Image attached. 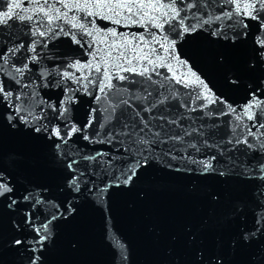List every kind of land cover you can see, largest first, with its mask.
Instances as JSON below:
<instances>
[{"label": "water", "instance_id": "1", "mask_svg": "<svg viewBox=\"0 0 264 264\" xmlns=\"http://www.w3.org/2000/svg\"><path fill=\"white\" fill-rule=\"evenodd\" d=\"M9 2L10 0H0V9L6 11ZM17 2L22 4V9L29 10L27 14L34 13L35 6L31 0ZM188 2L189 0H183L181 3V0H177V6L185 8L181 16L187 14ZM208 3L214 14L219 13L221 8L232 7L231 4L218 7L217 0H208ZM59 6L66 11L62 4ZM191 11H199L207 18L209 10L200 6ZM71 15L73 13L69 12V16ZM75 15L77 22L84 23L93 31L94 36L97 29L101 33L112 29L121 33L145 32L141 25H116L107 19L90 17L83 10L75 11ZM193 22L191 18L186 21H179L177 18L176 21L165 24L156 37L162 40L167 36L169 42H174L175 55L186 67L177 60H171L172 71L166 66L155 69V72L160 73L152 75L155 83L132 73H121L128 77L126 80L117 78L112 81L114 87L109 95L113 99L121 95L128 96L129 93L124 92V89L140 95L147 87L153 92L150 99L175 90V98L170 99L166 106L161 105L151 115L147 112L143 115L149 120L157 114L179 119V126L159 119L151 120V123L158 130L164 124L161 131L165 137H183L180 142L169 140L168 143L157 145L149 156L148 165L139 169L133 182L125 186L121 181L119 187L116 186V178L131 164L135 155L126 152L125 145L121 143L100 142L97 133L106 134L113 125L119 131L136 109L142 108L143 102H136L135 108L120 106L115 119L101 130L99 125L105 122L103 106L108 102H97L95 96L100 95L97 86L82 79L89 70L77 71L73 67L77 63L92 61L93 58L89 55L93 51L89 46L92 37L85 35L82 29L73 28L71 23L63 19L56 23L75 33L80 43H74L71 36L65 34L41 37L36 32L33 35L39 20L21 22L12 19L6 26H0V53L13 44L24 45L4 65V70L0 71V83L14 94L35 93L34 99L40 106L47 107L50 119L56 115L50 104L55 102L59 106L67 92L73 100L67 104L70 111L65 115L71 124L83 130L74 134L67 145H64L67 158L78 159L79 163L75 167L78 173H82L79 180L80 192L75 194L78 212L66 221L54 222L55 235L52 246L44 253L45 264H191L194 255L187 243L186 229L189 226L195 231L207 218L209 230L206 242L210 247L214 246L218 237H226L227 224L224 220L241 198L248 202L249 226L254 222L251 211L264 204V180L259 178V166L264 164V149H260L259 142L264 140L260 135L264 133V129L257 132L256 128H252V135L248 136V127H251L253 121L247 119L243 108L251 99L247 85L251 82L255 86L259 78H264V70L257 68L251 72L246 71L247 53L244 50L222 48L209 35L218 24L227 25L230 21H216L205 26L206 30L185 34L182 24ZM246 22L256 24L251 20ZM173 24L175 27H172ZM40 31H47L46 18L45 27L40 28ZM151 31L155 33L157 29L153 26ZM250 31L252 35L249 39H254L255 28ZM100 38L96 36L97 41ZM33 40L37 41V59L30 61L29 57L34 55L30 50ZM154 46L159 48L158 45ZM96 47L104 46L97 44ZM159 51L161 56L166 57L162 48ZM219 55L226 58L223 65L216 59ZM25 63L28 64V70L24 71L23 76L15 73L12 65L22 67ZM189 69L208 85L210 100L204 98L203 88L196 83L185 85L177 83L173 78L174 74L180 77L181 74L188 73ZM232 71L241 75L242 83L238 87L230 86L225 81L226 73ZM65 73L72 75L65 78ZM96 75L98 74L92 72L90 78ZM77 77H81L79 82ZM261 88L264 89V85ZM197 94L199 99H196ZM28 99L31 102L33 98L29 96ZM44 102L48 104L45 105ZM202 105L207 106L201 107ZM93 108L97 109L95 121L90 128L85 129ZM192 108L196 110L190 111ZM5 111V106L0 104V121ZM253 111L257 119L264 122V112L259 109ZM53 123L63 126L65 121L53 120ZM84 134L90 139L85 140ZM244 136H247L254 148L235 143L236 139ZM229 140L233 143H228ZM0 153L3 156L0 166L5 169L7 177L15 186L18 197L27 190L34 197H42L60 205L70 198L66 190L67 178L73 173L63 162H57L54 149L49 148L46 141L34 140L22 134L13 135L5 129L3 138L0 137ZM97 153L102 155L97 156L95 161L82 159ZM12 157L15 159H10ZM192 160H211L217 172L224 171L226 175H213L208 180H202L197 175L201 165L192 163ZM213 193L220 195L219 204L212 202ZM50 210L41 205L34 215L43 220ZM16 215L19 216V212ZM0 230L6 244L12 236L7 214L0 224ZM24 235L31 236L32 233L26 231ZM261 246H264V238L257 240L251 251L257 253ZM222 254L226 260L230 258L227 246ZM31 255L30 251L23 248L4 249L0 241V264H29L28 257Z\"/></svg>", "mask_w": 264, "mask_h": 264}, {"label": "snow or ice", "instance_id": "2", "mask_svg": "<svg viewBox=\"0 0 264 264\" xmlns=\"http://www.w3.org/2000/svg\"><path fill=\"white\" fill-rule=\"evenodd\" d=\"M34 7L33 14H27L28 9L23 8L22 4L17 0H10L7 4V10L0 9V26H6L9 20L18 19L21 22L27 20L34 22L39 20V25L36 26V32H39L41 37L51 35H70L74 43H80L75 33L65 30L56 22L63 19L72 24L73 28H79L84 31V34L92 37L90 47L93 51L89 53L92 56V61L86 63H77L73 65L77 71L88 69V73L83 75L82 79L87 80L89 84H95L100 95L95 96V100H102L108 103L103 106L105 113V122L99 125L101 130L105 129L112 120L115 119L117 108L122 105H127L129 108H135L136 102L142 101V108L136 109L130 120H126L119 131L115 130V126L106 133H97L100 137V142H116L125 145L124 150L133 153L135 158L117 177L116 186H120L122 181L125 186L133 182L134 177L140 168L148 165L149 156L155 151L157 145L168 143L169 140L180 142L182 136H167L162 134L164 124L157 128L153 127L151 120L166 121L168 124H176L179 126V119L166 118L163 115L157 114L151 116V120L146 118L143 113H151L161 105H167L170 99L176 96L175 90L168 94L161 93L154 99L151 89L145 87L140 95H135L128 89V96L121 95L117 99H113L109 95V91L113 89V79L121 81L128 79L127 76L121 73H132L140 75L148 81H152V75H160L155 72V69L161 66L168 67L172 71L171 60L179 61L175 55V44L169 42L168 37L164 36L162 40L157 39L159 30L164 28L165 24L170 21H186L191 18L193 23L187 25L182 24V31L185 34L196 33L199 30H206L205 26L211 25L216 21H230L227 25L218 24L209 35L214 38V42L220 47L231 50H244L247 53L246 71L251 72L257 68L264 70V0H217V6H226L231 4L232 7L221 8L219 13L214 14L211 11V5L208 0H189L186 4L187 14L181 16V12L185 8L177 6V0H31ZM183 3V0H181ZM63 5V11L59 5ZM203 6L209 10L207 18L199 11H191L193 8ZM22 11H18L21 10ZM83 10L90 17H100L109 20L116 25L124 24L125 26L136 24L145 28L144 33H121L116 29L101 33L100 30L90 31L84 23H78L75 11ZM69 12L73 15L69 16ZM45 18L47 31H40V28L45 27ZM255 21L252 25L246 21ZM155 27L157 32L153 33L151 27ZM175 27V24L172 25ZM255 28L254 39H249L251 29ZM96 36H100V40H96ZM112 38V39H109ZM7 43V41H5ZM37 41L33 40L30 48L34 53L29 57L30 61L37 59L36 45ZM104 47H96V45ZM158 45V47L154 46ZM24 45L13 44L11 47H6L3 53H0V71L4 70V65L8 64L9 59L19 52ZM163 49L165 56L160 55L159 49ZM218 62L223 65L225 56L219 55L216 57ZM185 67L187 66L184 62ZM152 66V67H149ZM15 73L23 76L24 71L28 70V64H23L22 67L12 65ZM92 72L98 74L90 78ZM46 75V74H45ZM71 73H65V78L70 77ZM192 77H195L192 80ZM177 83H196L201 86L204 91V98L211 99V92L208 85L189 69L188 73L181 74L180 77L173 76ZM77 81L81 77L76 78ZM167 79V77H165ZM225 81L228 85L238 87L241 85V75L239 72H228L225 75ZM155 83V81H152ZM264 78H259L258 82L253 86L250 82L247 87L250 90L251 99L243 108V112L247 114V119L253 121L251 127H248L247 135H252V128H256L257 132L264 129V122L257 119L254 109H259L264 112ZM27 85H24L26 87ZM163 87V86H162ZM108 90V91H106ZM70 91V90H69ZM257 93H262L257 95ZM32 97L31 102L28 97ZM35 93L25 94L23 92L14 94L11 90H6L4 85L0 83V104H3L6 111L3 113V119L0 121V137L3 138L5 129L13 135L22 134L31 137L34 140L46 141L49 148L54 149V155L58 163L63 162L64 166L73 173L67 178L66 190L70 194V198L63 205L55 204L47 201L42 197H34L30 191L25 190L22 196H17L15 186L7 177L5 169L0 166V224H2L5 214L9 216L11 227V239L5 244L2 230H0V241L3 248H23L32 253L28 257L29 264H45V251L52 246L54 238V222L60 220H68L78 212L76 203V193L80 192V176L75 165L79 163L78 159H68L64 150V145H67L72 136L83 130L75 124H71L66 113L70 111L67 104L73 100V97L65 93V96L60 100L59 106L55 102L50 104L52 112L56 113L52 119L47 115V107L40 106L34 99ZM200 96L197 94L196 99ZM45 105L48 102H44ZM202 105L201 107H206ZM195 108L190 111H195ZM97 109L93 108L88 120L84 126L85 129L90 128L95 121V113ZM235 112V109L232 110ZM64 119L63 126L53 123V120ZM137 119L139 123H137ZM180 119H183L181 117ZM188 133H186L187 135ZM264 137V133H260ZM123 139H118V138ZM83 138L89 140L90 137L84 134ZM59 141V142H57ZM228 143H233L229 140ZM236 144L243 143L248 148H254V145L248 140L247 136L235 140ZM195 147V145H192ZM260 149H264V140L259 142ZM170 154V153H169ZM102 155L97 153L93 156H84L82 159L95 161L97 156ZM3 159L0 153V160ZM10 159H15L14 157ZM212 159H215L213 157ZM192 163L201 165L200 171L197 173L202 180H208L213 175L223 177L226 175L224 171L217 172L211 160H192ZM259 178L264 180V164L259 166ZM220 195L213 193L211 200L215 204H219ZM44 205L51 210L45 214L41 220L39 216L34 215L37 209ZM248 202L242 198L233 205L227 213L224 222L227 224V235L223 238H217L214 246L210 247L206 242V233L209 230L208 219L202 221L200 226L193 231L189 226L186 231L188 233L187 243L193 251L194 259L191 264H264V246L259 248L257 253L251 250L257 240L264 238V204L251 211L254 216V222L251 226L248 223L249 215ZM19 212V216L16 214ZM30 231L31 236H26L24 233ZM227 246L229 259H225L222 254L224 247Z\"/></svg>", "mask_w": 264, "mask_h": 264}]
</instances>
